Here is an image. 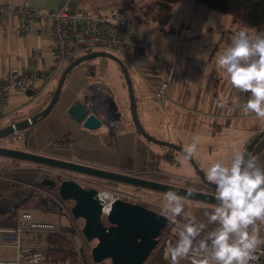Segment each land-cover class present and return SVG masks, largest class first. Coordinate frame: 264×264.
I'll use <instances>...</instances> for the list:
<instances>
[{
	"label": "crops",
	"instance_id": "1",
	"mask_svg": "<svg viewBox=\"0 0 264 264\" xmlns=\"http://www.w3.org/2000/svg\"><path fill=\"white\" fill-rule=\"evenodd\" d=\"M60 1L0 0V3L13 6L27 5L32 9L47 11L55 8ZM115 1L117 0L113 2ZM80 2L87 9L92 7H98L103 10L115 8L111 0H80ZM173 21L176 23L177 30L172 33L160 32L157 24L152 22L154 23L153 35L156 37L155 43L146 35L144 37L153 43L155 53L148 52L139 57L132 54L133 60L131 58L128 59L131 61V71L128 70L137 99L139 117L144 127L153 135L176 142L183 147H187L193 140H196L198 142L197 151L193 156L206 172L213 161L211 158L214 149H217L218 152L220 151L219 145L218 148L210 146L209 150L205 146L204 139L210 134L208 126L210 123L214 126L213 130L215 131L209 137L213 135V138L215 137L214 135L218 136L220 133H224L225 130L228 132L233 122H235L236 126L242 125L238 133L239 137L233 140V144L245 149L252 137L264 128V118H258L254 113L244 114L242 107L249 98L248 93L240 92L238 94L239 99L235 100L234 95L232 96L228 90L224 94L226 89H223L220 93L224 94L225 98L229 97V103L226 101L227 107L223 109L215 104L216 96L211 97V100L209 99L210 83L209 78L205 75L206 70L202 68H199V70L191 69L189 62L185 63L182 58V52H180L181 47L179 46L184 43L182 35H186L185 40H192L194 34L187 33V30L183 31V23ZM35 23L36 28L33 31L22 34L16 30L15 20L0 18V83L11 66L20 69L27 68L28 56L32 51L40 52L44 58L38 62V68L53 65L52 36L48 31L41 29L39 21ZM150 23L146 24L150 25ZM127 33L136 35L134 32L129 33L127 31ZM167 35H178V38H172L177 43L175 52L167 44ZM195 36H198V34ZM129 50L131 49L122 53L125 54ZM121 58L126 64L127 59ZM99 65L100 67L96 70L93 65L82 62L72 69L65 80L61 94L53 109L25 130L24 136L20 139H24L26 145L21 149L114 171L127 172L157 181L214 192L213 189H210L200 181L192 164L189 160H184L180 152L172 151L163 145L153 143L138 132L132 120L129 91L121 67L115 60L108 57L101 58ZM88 71L96 74L95 80H90ZM53 81H58V79ZM38 82L44 81L35 82L29 89L30 93L25 92V94L32 96L30 97L31 101L27 102V104L10 111L4 105L0 127L15 120L28 117L40 110L53 89L45 90V95L42 96L41 92L44 89L41 88L39 91ZM164 82H168L169 88L167 99L165 98L161 105L157 101H151L149 95L156 100L155 92ZM11 92L19 93L20 91L12 90ZM244 94L245 99H242ZM147 98L150 102L146 101ZM76 99L89 104L101 116L107 114L102 105L104 102V105L110 111L109 116L111 117L112 113H115V127L111 128L108 123H104V128L101 126L98 129L91 130L77 123L67 111L68 107ZM220 101H223V99L220 98ZM116 106L118 109H116ZM118 112L121 113V116L117 118L116 114ZM166 123H168V127L164 126ZM182 129L187 132L186 136H181ZM175 135L179 136L177 140ZM13 136L20 141L15 134ZM181 138H187L186 145L183 144L184 142ZM252 153L258 154L261 157V161L264 162V137L256 144ZM227 161L224 162L227 163ZM45 169V166L38 164L12 163V166L8 169L9 176L4 177L7 180L0 178V195L3 196L0 198V209L13 204V201L7 199V196L13 195L16 186H19L20 183L37 185L39 181L45 178ZM45 188L44 186L39 187L37 191L47 195ZM215 204L186 198L185 211L187 217L189 219L195 217L197 220H202L204 219L203 212L211 210ZM149 206L157 210L162 208L154 207L153 205ZM48 208L53 210L49 205ZM179 219L181 223L184 222L183 217ZM15 224V219L3 220L0 226L12 228ZM175 228L177 230L172 231V228L163 234L156 248L144 264H168V261L163 258V251L167 242L176 240L178 225ZM25 236L30 237L32 234H26ZM3 242L4 240L0 235V244ZM0 248L3 250L14 249L16 255V248L13 246L0 245ZM182 264H187V261L182 262Z\"/></svg>",
	"mask_w": 264,
	"mask_h": 264
},
{
	"label": "clouds",
	"instance_id": "2",
	"mask_svg": "<svg viewBox=\"0 0 264 264\" xmlns=\"http://www.w3.org/2000/svg\"><path fill=\"white\" fill-rule=\"evenodd\" d=\"M216 64L232 87L249 98L245 115L264 118V32L241 28L216 57ZM221 109L227 107L218 101ZM197 141L183 149L184 160L197 151ZM206 179L215 185L216 204L204 219L188 218L186 196L169 190L163 195L160 215L178 225L177 238L167 242L163 258L168 264H258L264 257V162L258 154L231 146L227 163L213 160ZM183 217L181 223L179 218ZM39 256L33 264H39Z\"/></svg>",
	"mask_w": 264,
	"mask_h": 264
},
{
	"label": "water",
	"instance_id": "3",
	"mask_svg": "<svg viewBox=\"0 0 264 264\" xmlns=\"http://www.w3.org/2000/svg\"><path fill=\"white\" fill-rule=\"evenodd\" d=\"M98 56L111 58L121 67L129 91L132 120L138 132L147 140L182 154L184 149L182 145L169 140L158 139L146 130L139 117L133 82L126 64L119 55L105 50L86 52L73 59L62 71L47 105L28 117L0 127V139L26 130L46 116L56 104L65 80L72 69L82 62ZM27 93H30L29 90ZM116 109H118L117 106ZM67 111L77 123L87 129H98L104 123L107 124L106 119L100 118L80 99H76ZM116 116L117 118L120 117L121 113L118 112ZM262 137H264V128L252 137L245 149L252 152ZM0 156L30 161L64 172H76L165 193L174 190L179 195L186 196L187 193L191 192L187 198L216 203L214 192L157 181L127 172L95 167L46 154L0 145ZM189 162L194 167L200 181L210 189H215V185L207 181L206 172L196 158L192 156ZM41 184L49 190L56 191V195L60 199L72 202L69 211L73 218H83L82 232L88 241L93 242L92 257L99 264H144L156 248L162 232L172 225L164 216L160 215L161 210L126 198L116 199L112 203L107 217L104 218L102 216V203L97 198V189L95 187L86 188L73 178L64 179L58 184L56 179L46 176L42 179Z\"/></svg>",
	"mask_w": 264,
	"mask_h": 264
},
{
	"label": "built area",
	"instance_id": "4",
	"mask_svg": "<svg viewBox=\"0 0 264 264\" xmlns=\"http://www.w3.org/2000/svg\"><path fill=\"white\" fill-rule=\"evenodd\" d=\"M75 0H61L53 9L41 11L32 9L30 6H13L0 3V18L4 17L16 21V30L27 34L36 28V21L41 23V29L48 31L53 40L52 59L50 67H37L38 62L43 60L40 52L32 51L27 60V68L20 69L11 66L0 83V121L3 107L12 90L27 92L35 82H50L59 79L64 68L76 57L94 50H105L117 54L131 49L134 56L139 57L148 52L155 53L154 45L144 36L127 33L128 25L122 17L120 10H103L98 7L90 9L79 7L73 8ZM119 55V54H117ZM169 88L168 82H164L155 92V97L161 99L166 95ZM86 103V102H85ZM87 104V103H86ZM96 114L97 112L87 104ZM107 114L100 118L106 119L111 128L115 127L116 117L102 103ZM25 130L15 133L18 139L22 138ZM44 173L48 177L56 179L59 184L62 180L73 178L64 171L45 166ZM1 171V170H0ZM86 188L95 187L97 198L102 203V216L107 217L112 203L118 198H126L124 194L109 189H104L98 183L87 178H73ZM22 194L29 193L39 186L32 183H20ZM45 193L51 197L49 207L55 211L63 210L73 222V231L56 226L53 222L40 221L34 218L29 211L18 214L16 224L12 228L1 227L0 235L4 242L0 245H8L16 248L13 260H1L0 264H33V259L39 256V264H49L47 260L48 241L46 236L60 232L68 236L78 253L81 264H99L93 260V244L88 241L82 228L77 225L68 207L52 190L45 188ZM26 234H32L26 237ZM258 264H264V257Z\"/></svg>",
	"mask_w": 264,
	"mask_h": 264
},
{
	"label": "rangeland",
	"instance_id": "5",
	"mask_svg": "<svg viewBox=\"0 0 264 264\" xmlns=\"http://www.w3.org/2000/svg\"><path fill=\"white\" fill-rule=\"evenodd\" d=\"M113 1L114 0H111L113 5H115L114 9L120 10L122 17L125 19L128 25L127 31L129 33L134 32L136 33V35H140V36L146 35L149 39H152L155 43L156 37L155 35H153L154 23L151 22L150 25H147L146 23L143 24L142 22H140V18L142 17V9L146 5H148L151 2V0H117L115 2ZM80 6L84 7V4H82L80 0H75L73 2V7L79 8ZM171 19L179 23H183L184 25L183 31L187 30L186 31L187 33L194 34V37L192 38V40H185L186 35H182L184 43H182V45L180 44L179 46L181 47L180 52H182V58L185 60V63L189 62V66L191 69L199 70V68L200 69L202 68L206 70L205 75L207 78H209V83H210L209 99L211 100V97L216 96L217 99H216L215 104H217V102L220 101V98H222L223 101H225V103L226 101L229 103V97L225 98V95H224L226 94V91L228 90L232 96L234 95L235 100H238L239 99L238 94L240 92L232 87L226 75L223 73L222 70L218 68L216 64V57L219 53L223 52V50L227 47L228 44L231 43V40L233 36L235 35V33L244 27L240 23L236 22L234 20V17L231 14L215 11L211 9L210 7H208L207 5L203 3H199L195 0H180L179 2H177V4L174 7L173 13L171 14ZM188 25L190 26L187 27ZM249 30H254V29H249ZM197 34L198 36H195ZM177 36L178 35H167L166 36V38L168 39L167 44L170 46L171 50L174 52L176 51L175 47L177 43H176V40L172 38H178ZM117 54H119V56L123 57L124 59H127L126 66L131 71V65H130L131 61L128 60L130 58L133 60V57H132L133 53L131 52V50H129L125 54L122 52H119ZM101 58H105V57L98 56L96 58L84 61L83 63H89L93 65L95 69L97 70L100 67L99 63H100ZM88 75L90 76V80H95L96 74L88 71ZM46 83L47 82H38L37 84L39 86V91L41 90V88L44 89L41 92L42 96L45 95V92L47 90H52V89L54 90L56 87L57 81L48 82L47 85ZM223 89H226V90H224V94H221L220 92ZM245 94L242 99H245ZM143 95L145 94L143 93ZM30 97L32 96L25 94V92H22V93L21 92L19 93L11 92V94L7 98V103L5 104V107H7L9 111L13 110L31 101ZM165 98L167 99V93L160 100L158 99L155 100L153 96L149 95V99L151 101L153 102L157 101L161 105L163 101H165ZM150 100H148L147 98L146 101L150 102ZM104 126L105 125H102V128H104ZM164 126L168 127V123L164 124ZM208 126L210 128V134H212L215 131L213 130L214 126L212 125V123H210ZM241 126L242 125L236 126L235 122H233V125L231 126L228 132L227 130H225L224 133H220V135L218 136L214 135L215 136L214 138L212 137L213 135H211V137H209L210 134L207 135V137L204 139V142L208 150L210 149V146L214 148H218V145L220 146L219 152L217 149H214V153H213L211 160L219 159V160L227 161L228 158L230 159L231 146L234 143L233 140L239 137L238 133L241 130ZM149 133L152 134L151 132ZM186 134L187 132L183 130V132L181 133V136H186ZM155 137L158 139H162L157 136ZM177 137L179 136L175 135L176 140H177ZM181 139L184 142L183 144L186 145L187 138H181ZM162 140H165V139H162ZM0 145L21 149L25 147L26 143L24 139L22 140L20 139V141H18L15 139L14 136H12L11 139L2 138L0 140ZM15 162H19L22 164H26V163L36 164L30 161L14 159V158L7 157V156H0V169H1L0 178L7 180L4 177L9 176L8 169H10V167L12 166V163H15ZM65 173L73 178L90 179L98 183L104 189L117 191L119 193L124 194L130 200L141 202L148 206L153 205L154 207H162L163 205V195L165 192L143 188V187H136L130 184L110 181V180H106L102 178H96V177H92V176H88V175H84V174H80L76 172H71V171H65ZM213 191L215 192V189H213ZM1 197L3 196L0 195V198ZM7 199H9L10 201H16L14 194L8 195ZM37 201H38V198L35 197L31 199L30 201L23 203L22 207L20 208V211H29L33 214L34 218L37 220L53 222L58 227L59 226L61 228L65 227L66 229L73 231V222L71 218H69V216L63 210H60V211L42 210L37 207L36 205ZM49 201H52L51 197H49ZM63 202L68 207V209H70L72 202L69 200H63ZM74 220L78 226H80L81 228L83 227V224H84L83 218H74ZM172 225L174 226V224ZM173 226H172L173 229L171 228L172 231L177 230L175 228L176 225L174 227ZM91 243L93 244V242ZM5 251H6V254H5ZM14 255H15L14 249H4L3 250L0 248V259L1 260H11L15 257Z\"/></svg>",
	"mask_w": 264,
	"mask_h": 264
},
{
	"label": "trees",
	"instance_id": "6",
	"mask_svg": "<svg viewBox=\"0 0 264 264\" xmlns=\"http://www.w3.org/2000/svg\"><path fill=\"white\" fill-rule=\"evenodd\" d=\"M179 1L180 0H151V2L142 9V17L140 18V21L142 23H156L160 32L163 33L175 32L177 30L176 23L171 19V14L176 3ZM195 1L205 4L215 11L231 14L234 17V20L240 23L244 28L247 27L249 29H254L257 32H264V0ZM53 92L54 90L51 92L49 98L40 110L47 105ZM11 137L12 136L9 138L11 139ZM169 150L174 151L170 148ZM41 181L37 183L39 187H43ZM21 190L22 188L20 186H16L14 192L16 201H13L11 206L0 209V223L3 220H16L23 203L30 201L35 197L38 198L36 203L38 208L42 210H50L48 208V195H43L38 192L37 189H32L27 194H22L20 192ZM54 193L57 194L56 191ZM171 228L172 225L167 227L162 232L161 237ZM46 240L48 241V249L46 253L49 264H81L74 244L68 236L60 232H55L46 236Z\"/></svg>",
	"mask_w": 264,
	"mask_h": 264
},
{
	"label": "flooded vegetation",
	"instance_id": "7",
	"mask_svg": "<svg viewBox=\"0 0 264 264\" xmlns=\"http://www.w3.org/2000/svg\"><path fill=\"white\" fill-rule=\"evenodd\" d=\"M9 138V137H8ZM3 139H7V138H3ZM1 140V139H0Z\"/></svg>",
	"mask_w": 264,
	"mask_h": 264
}]
</instances>
